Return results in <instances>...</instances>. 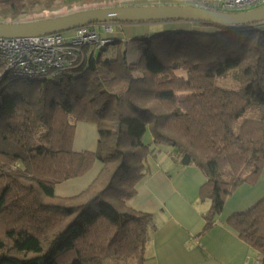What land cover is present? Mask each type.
Here are the masks:
<instances>
[{"label": "trees", "instance_id": "trees-1", "mask_svg": "<svg viewBox=\"0 0 264 264\" xmlns=\"http://www.w3.org/2000/svg\"><path fill=\"white\" fill-rule=\"evenodd\" d=\"M34 1L5 0L4 11L29 10ZM156 22L181 26L84 45L77 62L54 74L15 75L0 60V264H144L157 225L131 200L164 149L206 176L200 192L212 204L203 232L241 185L260 178L264 20ZM130 44L140 51L136 61ZM230 73L235 88L215 84ZM251 110L257 116L241 121ZM79 123L96 126L95 149H75ZM97 162L85 189L56 193ZM227 224L264 264V197Z\"/></svg>", "mask_w": 264, "mask_h": 264}, {"label": "crops", "instance_id": "crops-1", "mask_svg": "<svg viewBox=\"0 0 264 264\" xmlns=\"http://www.w3.org/2000/svg\"><path fill=\"white\" fill-rule=\"evenodd\" d=\"M123 29L119 25L110 35L125 38L126 41L134 36H121L125 32ZM130 46L134 51L135 46ZM80 124L76 139L80 138V129H88L98 137L93 127L83 124L79 128ZM97 137L95 141L91 137L88 141L84 139L79 144L80 148L76 149H95ZM94 167V171L84 176L57 184L56 193L71 196L85 189L99 172L101 164L96 163ZM150 168L151 172L138 183L137 193L131 200L136 209L152 213L157 225L146 244L144 264L256 263L257 252L229 228L227 220L235 213L250 209L264 197V170L255 184L241 185L226 200L216 224L208 232H203L206 224L204 214L210 209L212 201L200 192L206 183L202 170L194 165H180L169 148L150 158Z\"/></svg>", "mask_w": 264, "mask_h": 264}, {"label": "water", "instance_id": "water-1", "mask_svg": "<svg viewBox=\"0 0 264 264\" xmlns=\"http://www.w3.org/2000/svg\"><path fill=\"white\" fill-rule=\"evenodd\" d=\"M183 20L218 25L249 24L264 20V5L248 11L225 12L192 5H133L92 8L30 22H0V37L60 33L96 23H136Z\"/></svg>", "mask_w": 264, "mask_h": 264}, {"label": "built area", "instance_id": "built-area-1", "mask_svg": "<svg viewBox=\"0 0 264 264\" xmlns=\"http://www.w3.org/2000/svg\"><path fill=\"white\" fill-rule=\"evenodd\" d=\"M221 11H248L264 5V0H213ZM208 7V6H207ZM98 26V25H97ZM97 26L77 27L71 34L65 32L25 37H0V60L15 75L45 76L54 74L77 62L81 48L93 43L97 48L110 42L100 36ZM258 257L255 264H262Z\"/></svg>", "mask_w": 264, "mask_h": 264}, {"label": "rangeland", "instance_id": "rangeland-1", "mask_svg": "<svg viewBox=\"0 0 264 264\" xmlns=\"http://www.w3.org/2000/svg\"><path fill=\"white\" fill-rule=\"evenodd\" d=\"M213 0H39L34 1L33 6L29 10H19V11H10L9 13H6L4 11L5 9V0H0V22H6V23H18V22H30V21H37L42 19H49L54 17H59L71 13H75L78 11L88 10L92 8H103V7H113V6H128V5H192L197 7H205L213 5ZM262 6V5H261ZM260 7V6H259ZM255 9V8H253ZM225 12H235V11H225ZM164 22H156V21H149V22H137V23H118V22H112V23H96L95 26L98 25V32L101 33V36L104 37L106 35H110L113 32V29H117L119 25H122L124 28V33H121L123 35L121 36H132L138 37L137 35H144V34H155L161 31H164L166 28L169 30H180L181 24L179 22H175L174 24L171 23H165ZM178 26H175V25ZM121 29V27H120ZM117 31V30H116ZM134 31V32H133ZM67 34H71L72 31L70 30L66 32ZM128 34V35H127ZM112 35H110L111 37ZM114 36V35H113ZM131 38V37H130ZM124 40H126L124 38ZM113 41V39L110 38V42ZM108 42V43H110ZM114 42V41H113ZM112 43V42H111ZM131 48V46H130ZM129 48V49H130ZM137 51V53H135ZM140 51L135 48L134 51L130 49L129 53V59L131 61H136V57H139ZM139 53V54H138ZM215 84L220 87H228V88H235L236 83H234V79L232 77V74H228L222 77H216L215 78ZM246 116H257V113L255 110H251V112L246 114L241 121ZM90 125L95 129L96 126L91 123H82L80 124L79 128H81V125ZM80 138L77 137L76 139V145L75 149L80 148V143L84 141V139L93 138V140H96V134L93 132V134L88 129H84L81 131L79 130ZM151 139V128L149 127L146 131V134L144 135V140L146 142ZM100 164V162H97ZM95 169V167L93 168ZM94 171V170H92ZM116 259L114 258H108L106 260L107 264H110L112 262H115ZM123 261V260H120Z\"/></svg>", "mask_w": 264, "mask_h": 264}]
</instances>
